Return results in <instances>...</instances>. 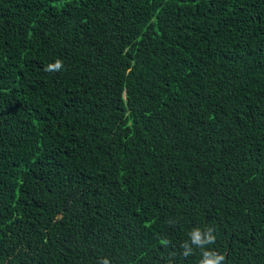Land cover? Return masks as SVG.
Listing matches in <instances>:
<instances>
[{
  "label": "trees",
  "instance_id": "1",
  "mask_svg": "<svg viewBox=\"0 0 264 264\" xmlns=\"http://www.w3.org/2000/svg\"><path fill=\"white\" fill-rule=\"evenodd\" d=\"M205 252L264 264V0H0V264Z\"/></svg>",
  "mask_w": 264,
  "mask_h": 264
},
{
  "label": "clouds",
  "instance_id": "2",
  "mask_svg": "<svg viewBox=\"0 0 264 264\" xmlns=\"http://www.w3.org/2000/svg\"><path fill=\"white\" fill-rule=\"evenodd\" d=\"M48 67H49L50 70L51 69L59 70L62 67V62L57 60L55 64L49 65ZM196 232H199V230H196ZM213 240H214V237L209 234L207 236V240L206 241H201L199 236H197L195 242L202 245L203 243H211ZM185 254L187 255L188 253L186 252ZM210 255H213V254H210L208 252L204 253L205 259L202 261V264H219V261L224 259L223 256L215 255V258L210 260L209 259ZM103 264H108V261L105 260L103 262Z\"/></svg>",
  "mask_w": 264,
  "mask_h": 264
}]
</instances>
